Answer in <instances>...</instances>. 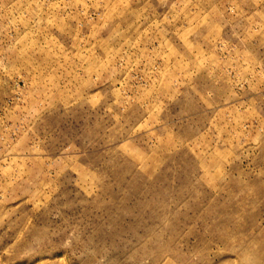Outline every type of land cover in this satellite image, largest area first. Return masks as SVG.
I'll return each instance as SVG.
<instances>
[{
	"label": "rangeland",
	"instance_id": "rangeland-1",
	"mask_svg": "<svg viewBox=\"0 0 264 264\" xmlns=\"http://www.w3.org/2000/svg\"><path fill=\"white\" fill-rule=\"evenodd\" d=\"M0 264H264V0H0Z\"/></svg>",
	"mask_w": 264,
	"mask_h": 264
}]
</instances>
